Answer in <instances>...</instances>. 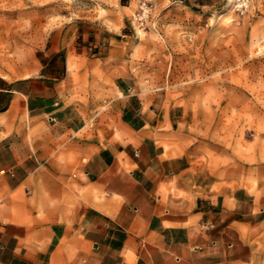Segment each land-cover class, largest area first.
Instances as JSON below:
<instances>
[{"label": "crops", "instance_id": "0c3cea01", "mask_svg": "<svg viewBox=\"0 0 264 264\" xmlns=\"http://www.w3.org/2000/svg\"><path fill=\"white\" fill-rule=\"evenodd\" d=\"M49 52L33 75L0 77V264H264V196L198 165L188 110L111 67L117 130L80 138L102 102H68L73 53Z\"/></svg>", "mask_w": 264, "mask_h": 264}, {"label": "rangeland", "instance_id": "374dc122", "mask_svg": "<svg viewBox=\"0 0 264 264\" xmlns=\"http://www.w3.org/2000/svg\"><path fill=\"white\" fill-rule=\"evenodd\" d=\"M78 46L90 73L71 64ZM50 50L73 53L68 102H102L82 112L80 138L117 130L104 100L114 67L188 110L196 161L220 189L264 196V0H0V77L33 75Z\"/></svg>", "mask_w": 264, "mask_h": 264}]
</instances>
